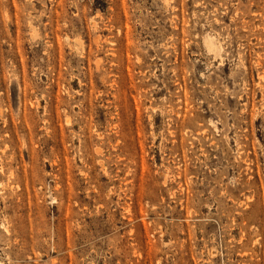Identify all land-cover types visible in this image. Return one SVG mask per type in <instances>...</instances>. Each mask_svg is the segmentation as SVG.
<instances>
[{
  "label": "rangeland",
  "instance_id": "374dc122",
  "mask_svg": "<svg viewBox=\"0 0 264 264\" xmlns=\"http://www.w3.org/2000/svg\"><path fill=\"white\" fill-rule=\"evenodd\" d=\"M0 264H264V0H0Z\"/></svg>",
  "mask_w": 264,
  "mask_h": 264
},
{
  "label": "bare ground",
  "instance_id": "6f19581e",
  "mask_svg": "<svg viewBox=\"0 0 264 264\" xmlns=\"http://www.w3.org/2000/svg\"><path fill=\"white\" fill-rule=\"evenodd\" d=\"M222 49V48H221Z\"/></svg>",
  "mask_w": 264,
  "mask_h": 264
}]
</instances>
